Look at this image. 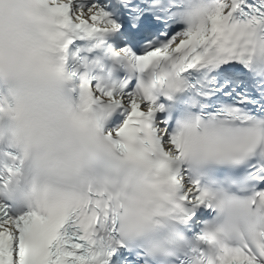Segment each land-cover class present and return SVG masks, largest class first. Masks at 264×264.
Returning <instances> with one entry per match:
<instances>
[{
  "label": "snow or ice",
  "instance_id": "snow-or-ice-1",
  "mask_svg": "<svg viewBox=\"0 0 264 264\" xmlns=\"http://www.w3.org/2000/svg\"><path fill=\"white\" fill-rule=\"evenodd\" d=\"M34 3L62 57L50 70L71 81L80 112L99 114L73 115L70 136L53 141L31 129L23 95L0 98V264H151L126 237L178 243L177 225L203 242L189 245V264H264V231L251 220L252 209L264 216V0ZM76 41L109 63L73 52ZM22 71L0 62L14 88ZM115 113L122 122L105 128ZM5 115L17 122L7 134ZM105 159L152 179L131 196L100 172ZM222 177L238 181L247 215L209 261L201 222L215 214L208 185Z\"/></svg>",
  "mask_w": 264,
  "mask_h": 264
},
{
  "label": "clouds",
  "instance_id": "clouds-1",
  "mask_svg": "<svg viewBox=\"0 0 264 264\" xmlns=\"http://www.w3.org/2000/svg\"><path fill=\"white\" fill-rule=\"evenodd\" d=\"M47 19L46 9L34 3V0H0V62L5 67L9 63H15L23 69L17 88L0 75V98H10L14 91L23 95L27 121L33 132L44 139L60 141L70 136L73 115L94 120L99 113L80 112L78 100L71 92V81L50 70L49 65L61 64L62 57L52 47L43 31L40 21ZM115 55L122 54L117 52ZM107 121L108 119L105 121V128ZM16 124V121L5 115V134ZM37 163L44 166L42 155ZM101 165L100 172L113 176L120 184L126 185L131 196L143 192L152 179L134 163L105 159ZM237 182L222 177L219 182L208 185L215 208V214L202 226V234L207 238L209 261L212 260L213 253L220 249L222 241L235 236V228L245 226L247 214L241 210L237 200V197L244 194L238 191ZM251 220L258 231H264V216L257 219L255 209L251 210ZM184 227L176 226L179 242L165 246L158 245L148 235H130L126 239L141 241L151 264H173L177 253L188 256L189 245L198 246L203 243L189 237ZM183 241H188L189 244L183 245Z\"/></svg>",
  "mask_w": 264,
  "mask_h": 264
}]
</instances>
